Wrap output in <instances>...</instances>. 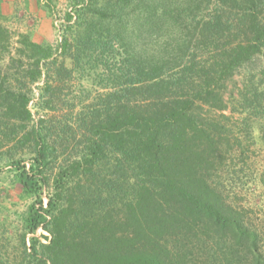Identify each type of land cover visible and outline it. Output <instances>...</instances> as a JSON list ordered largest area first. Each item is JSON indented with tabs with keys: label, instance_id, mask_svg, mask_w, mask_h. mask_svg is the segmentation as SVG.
I'll return each instance as SVG.
<instances>
[{
	"label": "trees",
	"instance_id": "trees-1",
	"mask_svg": "<svg viewBox=\"0 0 264 264\" xmlns=\"http://www.w3.org/2000/svg\"><path fill=\"white\" fill-rule=\"evenodd\" d=\"M68 3L57 47L26 39L16 87L0 82L13 119L0 140L35 196L19 253L0 250V264H264L261 235L218 190L225 124L202 113L221 110L228 80L264 52V0ZM7 35L0 24V50ZM255 73L238 96L258 120L264 68ZM39 80L36 104L51 113L34 121ZM39 227L49 240L27 245Z\"/></svg>",
	"mask_w": 264,
	"mask_h": 264
},
{
	"label": "rangeland",
	"instance_id": "rangeland-1",
	"mask_svg": "<svg viewBox=\"0 0 264 264\" xmlns=\"http://www.w3.org/2000/svg\"><path fill=\"white\" fill-rule=\"evenodd\" d=\"M68 4V0H0V24L6 28L8 34V37L3 39L4 47L0 50L1 83L5 85L7 82H13L11 87H14V78L20 77L23 70H26L29 62V57L26 56L29 54L25 47L26 39L43 46L57 47L62 37L63 15L70 9ZM60 52L58 49L54 54L57 62L64 60L65 65L71 67L70 61L63 59ZM252 63L249 66L252 69L248 66L239 69L228 80L222 93L223 108L215 111L204 106L202 113L216 115L218 120L225 124L216 159L218 163L214 169L221 197L232 209L242 212L245 221L261 235V243L264 246V119L256 120L250 112L245 111L238 96L248 75L256 72V80L262 76L260 69L264 68V52L258 54ZM41 83L42 80H39L31 86L33 97L28 107L32 111L34 121L51 113L38 105ZM82 84L89 96H93L100 88L90 77L82 79ZM83 88L78 87L77 90H84ZM4 107L0 101V126H7V122L13 124V119L3 114ZM55 113L58 114L57 111ZM222 114L227 118L222 117ZM16 153L12 141L1 138L0 250L8 251L13 259L14 254L19 253L18 239L24 226L23 218L35 199L30 186L19 176L20 170L12 163V157ZM26 166L28 168L29 161ZM40 197L46 200L45 191ZM31 238L46 243L49 233L39 227L35 232L27 234V245L30 244Z\"/></svg>",
	"mask_w": 264,
	"mask_h": 264
}]
</instances>
